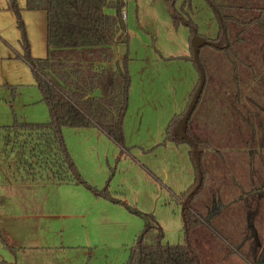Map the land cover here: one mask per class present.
Here are the masks:
<instances>
[{"label":"trees","instance_id":"16d2710c","mask_svg":"<svg viewBox=\"0 0 264 264\" xmlns=\"http://www.w3.org/2000/svg\"><path fill=\"white\" fill-rule=\"evenodd\" d=\"M206 1L217 16L219 30L214 39L204 38L209 44L196 48L197 62L189 44L191 56L184 59L196 66L198 81L188 104L199 85L198 66L203 87L182 127L178 129L189 105L170 120L163 143L190 148L194 182L179 198L184 204L182 220L187 239L205 226L245 263L264 264V0ZM174 3L166 0L169 11ZM8 4L26 46L20 10L15 0H8ZM117 4L121 10L122 0L25 1L26 11H43L47 16L46 57L33 59L26 50L22 59L30 67L51 116L46 124H31L19 122L13 115L12 125L2 128L5 136L13 138L8 142L13 150L21 154L20 166L27 179L38 175L57 183H78L75 167L69 166L62 151L54 119L60 130H98L121 154L128 153L123 120L130 76L126 70L109 67L115 60L113 46L126 45L128 40L115 14L104 12ZM171 20L175 28L189 29L190 42L196 32L191 20L182 10H173ZM217 159L225 167L224 173L233 168L244 175L248 186V191L242 188L238 199L229 205L214 196L213 162ZM89 189L121 204L105 188ZM254 196L258 198L254 200ZM145 217L149 222L130 247L127 264H201L188 243L162 245L160 227L153 218ZM261 225L263 236L256 243L254 232ZM0 243L12 251L2 235Z\"/></svg>","mask_w":264,"mask_h":264},{"label":"rangeland","instance_id":"374dc122","mask_svg":"<svg viewBox=\"0 0 264 264\" xmlns=\"http://www.w3.org/2000/svg\"><path fill=\"white\" fill-rule=\"evenodd\" d=\"M185 1L175 0L173 10H182L195 25L190 42L189 29L173 26L166 0H122L128 41L116 46L117 59L109 67L130 76L123 120L128 153L121 154L98 130L62 128L66 153L83 183H57L38 175L27 179L21 154L2 128L12 125L13 115L19 122L46 124L51 120L49 107L38 88L18 92L15 98L0 91V235L13 247V256L26 247L23 257L36 256L38 264H127L129 249L149 216L163 233L162 245L188 243L201 264H242L205 226L185 236L179 198L194 182L190 148L163 143L170 120L186 110L198 81L196 66L184 59L191 56L189 44L194 49L219 30L206 0ZM104 12L115 14L116 8ZM25 101L31 105L22 106ZM213 166L214 196L224 205L234 203L242 188L248 191L242 173L229 167L224 173L218 159ZM89 188H105L121 204ZM262 229L256 227L261 239ZM35 248L39 250L32 251ZM1 251L5 249L0 243Z\"/></svg>","mask_w":264,"mask_h":264},{"label":"crops","instance_id":"0c3cea01","mask_svg":"<svg viewBox=\"0 0 264 264\" xmlns=\"http://www.w3.org/2000/svg\"><path fill=\"white\" fill-rule=\"evenodd\" d=\"M25 1L15 0L20 10L21 20L25 30L26 46L23 44L21 32L17 28L16 16L10 9L8 0H0V91L5 92V96H9L10 98L12 96L15 98L18 92L22 93L23 91L37 88L30 67L22 59L26 53L28 52L29 56L33 59H44L47 53L46 13L43 11H26ZM26 50L28 51L26 52ZM30 102L25 101L22 106H30ZM12 104V101H9L10 107H12ZM95 195L98 196L97 194ZM7 235L9 236V234ZM5 241L7 242L6 239ZM9 246L11 247V245ZM40 248L41 250L46 249L48 253L54 252L47 247ZM19 250L23 251H19L16 256H13L7 249H5V252L1 251L0 264H33L31 262L33 258L35 259V264H38L36 261L38 257L36 256L29 254L30 256L23 257V254L25 255V251H27L26 247H19ZM37 250L39 249L35 248L32 251ZM237 259H239L238 256ZM206 261H210V258L208 257ZM240 262L247 264L242 259ZM55 264L60 263L56 261Z\"/></svg>","mask_w":264,"mask_h":264},{"label":"water","instance_id":"95a60500","mask_svg":"<svg viewBox=\"0 0 264 264\" xmlns=\"http://www.w3.org/2000/svg\"><path fill=\"white\" fill-rule=\"evenodd\" d=\"M117 3H118V2H117ZM210 6H211V5H210ZM120 11H121V10H120V8L118 7V4H117L115 16H116V19H117V22H118V26H119L121 32H124V26H123L122 19H121V16H120ZM204 43H207V42H205V41L202 39L201 42H200V44H198V45L194 48V52H193V60H194L195 62H197V61H196V54H195V53H196V52H195V51H196V48H197L199 45L204 44ZM207 44H209V43H207ZM113 51H114V58L117 59V50H116V46H113ZM198 69L200 70V78H199L200 81H199V85H198V88L196 89V92H195V94H194V96H193V98H192V100H191V102H190V104H189V106H188V108H187L186 114H185L183 120L181 121V123H180L178 129H180V128L182 127V125L184 124V122H185L186 119L188 118L189 113H190V110H191V108H192V106H193V104H194V102H195V99L197 98V96L199 95V93L201 92V89H202V87H203V73H202L201 69L199 68V66H198ZM54 123H55L56 131H57L58 134H59V140H60L61 145H62V151L64 152L65 157L68 158V164H69V166H70L71 168H73V164H72V162L69 160V157H68V155H67V153H66V150H65V147H64V144H63L62 138H61V130H60L58 124H57L56 119H54ZM73 174H74L75 178L78 180V182L83 183V182H81V178H80V176L77 174L75 168H73ZM200 183H201V180L199 179L197 187L200 185ZM183 205H184V204H183ZM182 207H183V206H182ZM140 237H141V236H140Z\"/></svg>","mask_w":264,"mask_h":264},{"label":"flooded vegetation","instance_id":"af4514ba","mask_svg":"<svg viewBox=\"0 0 264 264\" xmlns=\"http://www.w3.org/2000/svg\"><path fill=\"white\" fill-rule=\"evenodd\" d=\"M263 193H264V191H263ZM256 198H258V196H254V200H255ZM259 239H260V238H258V235H257V233H256V231H255V232H254V241L257 243ZM258 246H259V245H258Z\"/></svg>","mask_w":264,"mask_h":264},{"label":"built area","instance_id":"2783aa9c","mask_svg":"<svg viewBox=\"0 0 264 264\" xmlns=\"http://www.w3.org/2000/svg\"><path fill=\"white\" fill-rule=\"evenodd\" d=\"M120 16H121V19L124 18V13H123V11H120Z\"/></svg>","mask_w":264,"mask_h":264}]
</instances>
